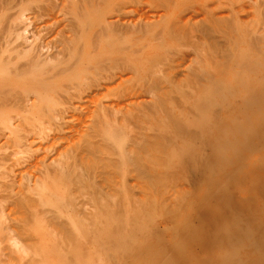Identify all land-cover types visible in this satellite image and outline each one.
Wrapping results in <instances>:
<instances>
[{
  "label": "rangeland",
  "instance_id": "obj_1",
  "mask_svg": "<svg viewBox=\"0 0 264 264\" xmlns=\"http://www.w3.org/2000/svg\"><path fill=\"white\" fill-rule=\"evenodd\" d=\"M0 34V264H264V0H0Z\"/></svg>",
  "mask_w": 264,
  "mask_h": 264
},
{
  "label": "bare ground",
  "instance_id": "obj_2",
  "mask_svg": "<svg viewBox=\"0 0 264 264\" xmlns=\"http://www.w3.org/2000/svg\"><path fill=\"white\" fill-rule=\"evenodd\" d=\"M4 6V5H3ZM15 26V25H14ZM20 27V26H19ZM22 27V26H21ZM15 29V28H14ZM89 30V29H88ZM15 34V33H14ZM1 35V34H0ZM13 36H15V35H13ZM10 37V36H9ZM3 42V41H2ZM10 39H4V42H3V44H1L0 45V72L1 71H4V70H6L7 68H8V63H9V61L12 59V57H11V53L10 52H12V50L14 49V47L13 46H11L10 47ZM16 45V44H15ZM69 46V45H68ZM16 47V46H15ZM43 49V48H42ZM7 52V54L9 53V56H6V57H4L3 55H4V53H6ZM36 52V51H35ZM47 52V51H46ZM54 56H52L51 58H53ZM87 60V59H86ZM27 63V62H26ZM21 64H25V63H21ZM80 64H81V62H80ZM29 66H31V64L29 65ZM10 68V67H9ZM19 71H20V73L21 74H23L28 68L27 67H25V66H22V67H18L17 68ZM15 70V69H14ZM16 71V70H15ZM17 74H19V72L17 73ZM1 75V74H0ZM3 75V74H2ZM1 75V76H2ZM9 76V75H8ZM7 76V77H8ZM3 77V76H2ZM4 77H6V75L4 76ZM6 77V79H4V78H1V83H0V90H2L3 88H5V87H7L9 84L10 85H14V83L17 85V81L16 82H14L13 84L12 83H10V82H12V81H14V80H12V78L10 79V80H8V78ZM12 77V76H11ZM24 77V76H23ZM22 77V78H23ZM10 78V77H9ZM15 78H20V76L18 77H15ZM15 78H13V79H15ZM22 78H20V79H22ZM26 78V77H25ZM2 79H4V81H5V83H2V82H4ZM19 79V80H20ZM8 81V82H7ZM10 81V82H9ZM32 81V80H31ZM33 81H35V80H33ZM38 81V80H37ZM20 83L22 82V83H24V82H26V81H24L23 82V79H22V81H19ZM40 82V81H39ZM47 82V81H46ZM46 82H45V84H46ZM21 83V84H22ZM42 84L44 83V81L43 82H41ZM52 83V82H51ZM25 84V83H24ZM27 84V83H26ZM35 84V83H34ZM10 88V87H9ZM5 89H7V88H5ZM11 89V88H10ZM4 91V90H3ZM3 93V92H2ZM0 110L1 111H3V109L4 108H9L10 106H12L13 105V103H12V101H7V100H3L1 97H0ZM25 101V97H22L21 98V100H20V102H24ZM21 107V106H20ZM1 113V112H0ZM37 214V213H36ZM73 221V220H72ZM48 227V226H47ZM75 227V226H74ZM35 228V227H34ZM37 228V227H36ZM51 229H52V231H53V227H50ZM81 228H83V227H81ZM31 229H33V227H31ZM28 230V236H32V235H34V234H32L33 233V230ZM38 230V229H37ZM76 230H78V229H76ZM34 231L35 232H37L36 234H38V231H36V229H34ZM52 231H47L46 230V232H43L42 234L41 233H39V236H37L38 238L36 239V242H37V245H36V247H39L40 249L42 248V243L40 242V241H44L43 240V238H46L48 235H52L53 234V232ZM59 231H60V234H64L65 236H63V237H66V239H67V241H70L71 242V240L73 241L74 240V236L75 235H77L76 234V231L74 230V229H68L67 227H65V226H63V227H59ZM34 232V233H35ZM41 234V235H40ZM42 237V238H41ZM49 237V236H48ZM34 238V237H33ZM32 238V239H33ZM57 238V237H56ZM31 239V240H32ZM64 239V238H63ZM64 241V240H63ZM66 241V242H67ZM69 242V243H70ZM47 243H49V242H47ZM46 243V244H47ZM63 242H61V243H59L60 245L62 244ZM50 244V243H49ZM49 244H47V245H49ZM64 244V243H63ZM68 244V243H67ZM32 245V244H31ZM46 245V246H47ZM55 245V244H54ZM60 245H58V247L60 246ZM69 245H71V244H69ZM50 246V245H49ZM48 246V247H49ZM66 246V245H65ZM35 247V248H36ZM55 248H56V246H54ZM53 247V248H54ZM61 247V246H60ZM45 247H43V249H44ZM37 249V248H36ZM51 250H52V248H51ZM41 251H43V250H40V253H42ZM46 251H48V249L46 248ZM46 251H43V252H45V258L47 257L46 256ZM37 252H38V250H37ZM51 252V251H50ZM39 254V253H38ZM37 254V255H38ZM50 253H48L47 255H49ZM42 254H40V256H41ZM39 256V257H40ZM42 258V257H41ZM44 258V259H45ZM48 258H49V256H48ZM37 259H39V258H37ZM44 259L42 258V261H39V262H41V263H43V261H44ZM41 260V259H40ZM48 259H46V261H47ZM49 260H50V258H49ZM55 261V260H54ZM37 260H35V261H31V263L30 264H38L39 263ZM45 262V261H44ZM46 263H48V262H46ZM53 263H55V262H53ZM58 264H61V263H59V262H57ZM63 264H66V262L64 261V262H62ZM44 264V263H43ZM52 264V263H51Z\"/></svg>",
  "mask_w": 264,
  "mask_h": 264
}]
</instances>
